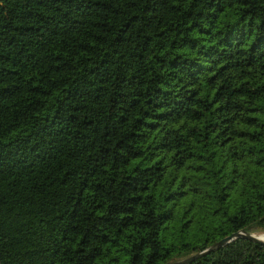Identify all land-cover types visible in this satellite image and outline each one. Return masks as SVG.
<instances>
[{
    "label": "trees",
    "instance_id": "1",
    "mask_svg": "<svg viewBox=\"0 0 264 264\" xmlns=\"http://www.w3.org/2000/svg\"><path fill=\"white\" fill-rule=\"evenodd\" d=\"M257 222L264 0H0V264H163Z\"/></svg>",
    "mask_w": 264,
    "mask_h": 264
},
{
    "label": "water",
    "instance_id": "2",
    "mask_svg": "<svg viewBox=\"0 0 264 264\" xmlns=\"http://www.w3.org/2000/svg\"><path fill=\"white\" fill-rule=\"evenodd\" d=\"M259 224H260V222H257L256 224L250 225V227H257ZM245 229L246 228H243V229H240L238 231H235V232H233V233L221 238L214 245H212V246H210V247H208V248H206V249H204L202 251H199V252H197L195 254H192L190 256L184 257L182 259H178V260H174V261H168V262H165L163 264H186V263H188L190 261H193L197 257H200V256L210 252L211 250H215V249L225 245L226 243L231 242L232 240H234L236 238H239V237L248 238V239L253 240L255 242L264 244V237L254 233L253 231L247 232Z\"/></svg>",
    "mask_w": 264,
    "mask_h": 264
},
{
    "label": "rangeland",
    "instance_id": "3",
    "mask_svg": "<svg viewBox=\"0 0 264 264\" xmlns=\"http://www.w3.org/2000/svg\"><path fill=\"white\" fill-rule=\"evenodd\" d=\"M251 231H253L256 234H260V235L264 236V228H262V227L251 228ZM178 259H181V258H178Z\"/></svg>",
    "mask_w": 264,
    "mask_h": 264
},
{
    "label": "bare ground",
    "instance_id": "4",
    "mask_svg": "<svg viewBox=\"0 0 264 264\" xmlns=\"http://www.w3.org/2000/svg\"><path fill=\"white\" fill-rule=\"evenodd\" d=\"M247 232H249V231H247ZM258 235H260V234H258ZM260 236H262V235H260ZM262 237H264V236H262Z\"/></svg>",
    "mask_w": 264,
    "mask_h": 264
}]
</instances>
